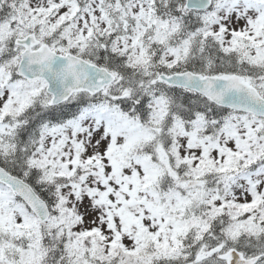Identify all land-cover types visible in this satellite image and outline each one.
Here are the masks:
<instances>
[{"label": "snow or ice", "instance_id": "snow-or-ice-1", "mask_svg": "<svg viewBox=\"0 0 264 264\" xmlns=\"http://www.w3.org/2000/svg\"><path fill=\"white\" fill-rule=\"evenodd\" d=\"M0 264H264V0H0Z\"/></svg>", "mask_w": 264, "mask_h": 264}]
</instances>
